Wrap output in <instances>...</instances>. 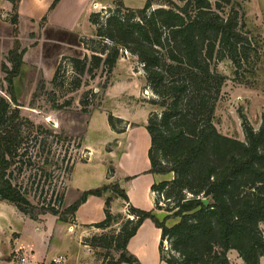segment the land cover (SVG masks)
I'll list each match as a JSON object with an SVG mask.
<instances>
[{
  "label": "trees",
  "instance_id": "16d2710c",
  "mask_svg": "<svg viewBox=\"0 0 264 264\" xmlns=\"http://www.w3.org/2000/svg\"><path fill=\"white\" fill-rule=\"evenodd\" d=\"M5 1L11 4L14 39L6 64L0 65L6 83L4 94L0 89V202L12 205L30 220L50 214L66 224L69 217L74 221L75 212L89 196H106L104 219L93 226L103 230L120 223V227L117 232L84 240L91 249L118 254L117 259L111 257L103 264H139L126 247L145 220L160 230L158 251L165 264H230V251L236 252L243 264L264 263V112L256 130L244 115L239 116L244 141L219 133L214 125L227 78L213 64L227 59L237 74L251 56H257L256 45L243 31L245 15L234 7L233 0H179L182 5L162 0L169 6L154 9L151 6L158 2L145 0L141 9H122L118 4L110 15L90 13L88 22L101 46L89 48L83 41L90 57L67 58L74 75L69 92L79 89L82 77L100 67L110 74L121 51H128L141 64L145 87L154 95L148 103L160 110L151 112L145 125L150 138L148 172L172 175L151 186L154 209L149 211L129 205L118 183L86 190L68 206H64L65 189H53L56 199L47 201L49 190H44L42 177L47 180L51 175L48 170L58 163L68 176L74 166L65 156L60 162L54 160L51 145L70 142L71 138L20 115L15 79L22 75L26 49L18 39L19 0ZM58 2L53 0L41 23ZM58 76L59 67L53 74V85ZM87 101L80 100L83 110L89 106ZM51 102L54 110L69 106V101L57 104L54 96ZM107 121L114 132L124 131V122L121 129L114 124L122 122L120 118L108 114ZM108 169L111 175L112 167ZM27 172L28 178L34 176L30 186L19 181ZM113 198L128 204L132 220L111 213ZM157 211L163 212L161 218ZM170 219L175 222L167 225Z\"/></svg>",
  "mask_w": 264,
  "mask_h": 264
},
{
  "label": "rangeland",
  "instance_id": "374dc122",
  "mask_svg": "<svg viewBox=\"0 0 264 264\" xmlns=\"http://www.w3.org/2000/svg\"><path fill=\"white\" fill-rule=\"evenodd\" d=\"M154 1L158 2V4H153L151 9L157 7L167 8L169 6L165 1ZM170 1L177 5L183 4L179 0ZM247 1L249 0H233L234 7L239 13L245 15L248 12L249 14L248 17H243V31L248 32V37L256 45L257 56H251L248 62L237 70L238 75L234 73V66L227 59L213 64L215 70L227 78L225 85L221 89L219 101L215 109L214 125L219 133L226 134L240 141H244V135L239 116L244 115L256 130L258 129L261 105H264V51L258 33L259 28L256 25V16L259 14L254 10L255 3L258 0H251L250 3ZM144 3L145 0H91L87 10L78 11L77 19H74L76 23L74 24V32L72 30L71 33L58 34V31L47 29L45 22L41 23L39 21L33 30L30 25L27 28L20 27L18 22V39L20 40L21 47L26 49L23 58L25 61L22 67V75L15 79V94L18 103L21 105L20 115L34 124H42L50 128L54 134H62L60 136L63 137V135H66L69 139L71 138L70 142H64V144L62 142L57 145L53 143L50 151L51 155L54 154V160L56 159L60 162L65 156L69 165H74V174L71 183L72 189L74 186L99 187L101 185L99 181L92 179V177L98 173L100 174L105 166L107 171L106 176H111L108 173V168L111 163L110 161H103L101 155L104 152H109L110 148L114 147L116 142L121 139L110 135V129L107 124L108 114H111L115 118H121L122 120L123 118L132 117L135 120L145 122L151 112L159 113L160 111L157 107L149 105L148 101L153 99L154 95L145 87L144 72L141 64L128 51L120 52L116 66L110 74H107L100 67L90 75L82 77V85L79 89L69 92V81L74 75L67 58L90 57L91 51L83 47L81 44L83 41L88 43L89 48H98L101 46L100 40L94 36V28L88 23L87 18L89 16L87 17V15L90 10V13L101 12L102 15L106 16L113 13L118 8V4L122 9L136 10L143 8ZM248 8H252L253 11ZM10 18L11 10L5 12L4 9L0 8V65L3 63L6 64L5 58L7 52L13 45L14 38ZM90 40H94V42L90 43ZM51 52L54 54L57 53L55 57L49 56ZM58 67V80L53 85L51 80ZM49 70L51 75H49ZM42 83L44 84V88L40 89L39 84ZM239 85L243 87L239 88ZM0 89L3 90L1 93L4 94L6 83L2 72H0ZM50 93L54 95H50ZM52 96H54L57 104H63L69 101V106L60 110H54L51 102ZM82 99L88 100L89 106L85 110L80 105V100ZM87 118H89L88 129L84 134V139H82V136H79L78 133L85 126ZM74 124L75 127H73ZM114 124L117 129L124 127L123 121H115ZM105 142L107 143L105 144ZM77 144H79V148ZM61 167L62 165L60 163L57 166L51 167L48 170L51 172L50 177L47 180H44L42 177L41 184L45 182L44 190H47V188L49 190L46 195L47 201L49 199H56V193L52 192L53 189L58 191L64 188V206H68L67 203L74 202L75 196L72 191L67 193L71 178L70 175L68 176L64 173V166ZM34 172L35 170L31 174H34ZM39 175L40 172L35 177L34 185L39 180ZM28 176L29 172L23 177H20L19 181L22 180L24 184L30 186L31 182L34 181V176L31 178H28ZM171 177V174L165 176V178ZM87 178L88 180L86 182L81 183L83 179ZM116 182L114 181L108 184H117ZM106 195L108 196L109 193ZM149 197L150 194H148ZM6 206L4 207L2 202H0V264H54L52 263L53 259L48 258L52 254L45 256L46 246L49 242L53 244V241H55L54 236L51 237L55 225L49 219L47 221L45 219L51 215L46 214L38 217L37 228H39V233H36L33 231L34 227L30 221H23L19 215L20 213H17L18 211L14 207H9L8 204ZM100 214L101 218L102 211ZM124 216L126 218L132 216L134 218V215L128 214V206L127 214ZM24 217L27 218L26 216ZM173 222L175 220L170 219L166 224L171 225ZM74 223L75 219L71 222L69 217L68 223H62L65 227H61L62 231H65L66 228L68 229L71 236L70 242H73L72 245H68V248L70 247L68 254L71 255L70 263L68 264H77V256L81 258L80 264H103L106 260L111 259V257L117 259L118 254L114 251L99 248L91 249L84 244V240L94 235L99 236L101 234L117 232L120 223L103 230L95 228L93 226L94 224L88 226V228L73 229ZM261 228L264 235V226H261ZM9 229H14L21 234L19 241L14 242L16 234L10 236L8 233ZM84 229L89 230L88 237H83L84 234L81 232ZM45 233L50 234L43 239L42 236ZM60 246L56 249L59 251L54 252L55 255L62 256V250L60 249L64 246L62 243ZM50 251H53V249ZM22 254L29 255L28 263H21L19 261ZM61 256H56L54 259H59V264H64ZM227 256L230 264H243L236 252L230 251ZM37 258L38 260H36ZM150 264L165 263H161L158 257H154Z\"/></svg>",
  "mask_w": 264,
  "mask_h": 264
},
{
  "label": "crops",
  "instance_id": "0c3cea01",
  "mask_svg": "<svg viewBox=\"0 0 264 264\" xmlns=\"http://www.w3.org/2000/svg\"><path fill=\"white\" fill-rule=\"evenodd\" d=\"M250 1L251 0L247 2L250 3ZM52 2L53 0H19L18 14H19L20 27L27 28V26L30 25L31 29L33 30L34 26L45 15L47 9L49 8ZM90 3L91 0H59L55 8L50 13H48L47 20L45 22V27L50 30L58 31L57 32L58 34L71 33L72 30L74 32V28H75L74 24H76L74 22V19L75 20L77 19L78 11L87 10V8L90 6ZM255 7L254 10H256V12H258L259 14L256 16L257 17L256 25L259 28L258 33L264 51V0H258L257 3H255ZM0 8L4 9L5 12H9L11 10V4L8 1L0 0ZM248 9L253 11L252 8H248ZM90 12L88 13L87 17L89 16ZM248 15H249L248 12L247 14L245 13L246 17H248ZM56 54L57 53L54 54L51 52L49 56L55 57ZM24 61L25 60L23 59V63ZM49 75H51L50 70H49ZM238 87L240 88L243 86L239 85ZM263 112H264V105H261V109L259 112V123L257 128L260 125L261 114ZM88 119L89 118L86 119L85 126H83L80 133H78L79 136L80 135L82 136V139H84V134L88 129ZM123 122L125 123V127L122 133H116L113 130H111L107 122L108 127L110 129V135L112 137L115 136L121 139L118 142H116L114 147L110 148L109 152H104V154L101 155L103 161H110L111 163L110 166L112 167L113 173H111L110 177L106 176L107 171L105 166L101 171V173L96 174L95 176L92 177V179H97V181H99V184H101L99 187L117 181L116 183H118L120 188L125 191L129 205L140 210H145V211L153 210L154 196L150 189L151 186L154 183L170 178H165V176H160V175H153L148 172L150 169V163L147 153L150 147V138L145 129L146 121L145 122L138 121L132 117H127V118H123ZM73 127H75V124ZM106 143L107 142H105V144ZM102 164L105 165L103 162ZM73 174H74V168L70 174L71 179L67 193L69 191L73 192L75 196L74 197L75 198L74 202H75L80 197L82 192L93 188H89L87 186L85 187L74 186L72 189L71 183L73 179ZM159 178H163V179H159ZM87 180L88 178L83 179L81 183H84ZM148 194H150L149 198H148ZM105 197L89 196L86 199V201L83 204H81L78 207L77 211L75 212L74 215L75 223L73 229L88 228V226L95 224L99 221H102V219L104 218L103 213H104ZM4 203L6 205L8 203L2 202V205H4V207H7ZM72 203H67V204L70 205ZM128 204L125 203L120 198H113L110 203V211L113 214L121 213L123 215H126ZM8 206L10 207L12 205L8 204ZM101 211H102V217L100 218ZM19 215L21 216L23 221H27V220L30 221L33 224L32 226L34 227L33 231L39 233V228H37L38 227L37 221H33L30 220L29 218H25L24 216L21 215V213ZM157 215L159 218H161L163 215L162 211H157ZM51 216H47L45 219L46 221L49 219V221H52L53 224L55 225V228L51 234V237L54 236L55 241H53V244L50 242L48 243V245L45 248V256L46 255L48 256V254H52L51 257H48L49 259H54L56 256H61V255H55L54 252L59 251L56 249L57 247H61L60 244L62 243L64 247L62 246L63 248L60 249L62 250L61 258L64 260V264H68L70 263V258H71V255L68 254L70 248V247L68 248V245H72L73 243L70 242L71 240L70 233L68 232L67 228L65 229V231H62L61 227L63 226L65 227V225L57 222V218H55V216H52V218ZM88 231L89 230L84 229V231L81 232L82 234H84L83 237L89 236L90 232ZM8 233L10 236L12 234H16L14 242L20 240L21 234L15 231L14 229H9ZM49 234L45 233L44 236H42L43 239L45 236L47 235L49 236ZM159 241H160V230L156 228L150 220H145L138 228L136 234L128 241L126 249L130 254H132L137 258L139 264H150L153 261L154 257L156 258L158 257L159 261L161 263H164L160 260L159 257V251H158ZM52 249L53 251H50ZM36 260H38V258ZM80 261L81 258L77 256V264H80Z\"/></svg>",
  "mask_w": 264,
  "mask_h": 264
},
{
  "label": "built area",
  "instance_id": "2783aa9c",
  "mask_svg": "<svg viewBox=\"0 0 264 264\" xmlns=\"http://www.w3.org/2000/svg\"><path fill=\"white\" fill-rule=\"evenodd\" d=\"M129 218L130 219H132L133 217L131 216H129ZM164 245V249L166 250L167 249V244H166V242L163 244ZM29 255H26V254H22V256H20V258H19V261L21 262V263H28V261H29V257H28ZM52 263H54V264H59L60 263V261H59V259H53L52 260Z\"/></svg>",
  "mask_w": 264,
  "mask_h": 264
}]
</instances>
